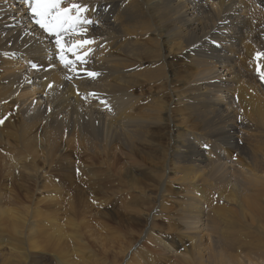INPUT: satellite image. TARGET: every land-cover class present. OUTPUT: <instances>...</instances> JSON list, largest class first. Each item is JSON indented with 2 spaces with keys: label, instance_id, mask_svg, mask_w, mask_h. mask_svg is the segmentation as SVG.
I'll return each mask as SVG.
<instances>
[{
  "label": "bare ground",
  "instance_id": "1",
  "mask_svg": "<svg viewBox=\"0 0 264 264\" xmlns=\"http://www.w3.org/2000/svg\"><path fill=\"white\" fill-rule=\"evenodd\" d=\"M12 1L0 0V174L18 177L11 186L29 190L42 159L46 173L62 174L48 191L68 185L83 203L108 186L99 165L139 192L129 198L142 217L126 224H143L152 247L132 250L121 234L101 264H159L158 252L175 264H264V59L252 60L262 41L250 22L264 17L249 16L245 0H67L97 21L84 34L89 62L66 68L70 83L20 62L46 63V42ZM14 150L27 155L4 165ZM11 186L0 192V264H97L74 215L63 216L70 231L60 206L51 209L60 200L44 196L52 205L42 212ZM162 218L176 237L155 224Z\"/></svg>",
  "mask_w": 264,
  "mask_h": 264
},
{
  "label": "rangeland",
  "instance_id": "2",
  "mask_svg": "<svg viewBox=\"0 0 264 264\" xmlns=\"http://www.w3.org/2000/svg\"><path fill=\"white\" fill-rule=\"evenodd\" d=\"M66 143H67V140H66ZM65 151L66 150L64 149L63 152H65ZM3 154H9L11 156V157L9 156L6 159L4 165H8L10 160H12L14 157H20L21 160H23L26 157L24 155L26 153L22 152L20 150H19V152L16 150L10 151L9 153L4 152ZM18 154H20V155H18ZM76 155H77L76 150H72V158L74 160H71V161H75L77 163L78 162L82 163L83 159H81V160L75 159ZM21 156H23V157H21ZM62 163L66 164V161H62ZM39 166L43 167L44 169L38 170L39 172H37L35 174L36 176H34L35 177L34 182L32 181L33 179L28 181L32 184L31 188L29 190L21 189L20 192L17 191V188H14L11 186V179L14 180L16 178V180H18V177H12L11 178L4 171L3 174H0V192H2L3 194L11 193V191L8 190L11 186L12 193H14L13 191H15L16 196L17 197L19 196L18 198L27 199V205L28 206L31 205L34 207H38V209H40L42 212H48L50 210L49 205H52L46 199L44 200V196H48V198H51L52 201H50V202L60 200L59 203H58V201L54 202L56 204H54V206L52 205L51 209L54 207H57L58 205L60 206L59 211H58L60 214H57V215L59 217H62L61 219H63V220H60V221H62L64 223H65L64 217H67L70 214L74 215L76 223L79 222V228H78L77 232L79 234H81L82 236L84 235V237L86 239V243L88 244L89 248L91 249V252H93L96 255V257L98 258L97 262L95 261V263H97V264H101L102 260L107 262L108 258H111L113 255H115L112 253L111 247L112 246H114L115 248L117 247V245L119 243V237L121 236V234H126V236H129V235L133 236V239H134L133 241H135L134 242L135 248H132V250H134V249L137 250V248H136L137 246H139L140 249H149L152 247L150 245V243L148 242V239L146 237H144V228H143L144 225L143 224L133 223L132 227L128 226L126 224L128 221H130V219L138 220V217H142L141 214L134 212V208L139 207L140 205L138 203L131 202V200L129 198V195L133 196L134 194H139V192H136V191L126 192V189L124 186H119L118 182L120 180H119V178H117L118 175L112 173L113 170H110V172L107 173L106 168H104L106 166H104V165L95 166L93 168L95 171H99V172L105 174L106 178L110 179V180H109V183H107L108 186L105 187V189L98 190V192H99L98 195H96L95 192H94V195L88 194L87 197H88L89 202L83 203L79 200L80 194H79V196L76 195V191L68 185L63 184L62 193L55 192V191L54 192L48 191V189L49 190L52 189V186L54 185V183H55V185L59 184V182H60L59 179L62 176V174H60V173L57 174L56 171H53L51 173L50 172L46 173L45 172V164H44L42 159L39 162ZM101 166H102V168H101ZM55 167L59 168L58 166H55ZM76 170H78V169H76ZM80 173H81V171H75L74 175L76 176V178H82ZM37 177L39 179L40 178L41 179L38 180ZM47 182H48V184L49 183L52 184V186L48 185ZM1 183H3V184H1ZM33 184H35V185H33ZM43 184H44L45 188L47 187L46 190H45ZM40 185H42V186H40ZM57 186H55V187H57ZM6 187H7V189H6ZM81 187H84V189L86 188L85 185H81ZM3 189H6V190H3ZM100 194L102 195V198H100V200H104V201L102 203H99V201H93L94 200L93 198L100 197ZM24 195H27V198H23L22 196H24ZM140 196L146 198L145 196H143L141 194H140ZM39 198H40V200H39ZM42 198H43V201H41ZM90 198H92V200ZM84 201H85V199H84ZM165 203H168V202L165 201ZM1 204H4L6 206L11 207V204H8V203H1ZM17 204L19 206H21V203H17ZM142 204H145V202ZM102 214H105L104 217ZM110 214H112V217L110 216ZM163 219L164 218H162V221L158 220V221H156V223L155 222L154 223L157 226H162L163 230L166 231V233L168 232L169 235L173 234L172 236L176 237L175 233H170L168 230L165 229V226H164V223H165V225L169 224L168 226L171 227L170 223L172 222L173 224L172 223L171 224L173 227L175 222L173 220L170 221L171 219H164L165 221ZM167 220L170 223L166 222ZM100 222H103L106 225H104L102 227ZM166 223H168V224H166ZM65 224L70 229L69 224H67V223H65ZM129 228L131 229L130 232H132V234L130 232H128ZM156 230L158 232L163 231L159 228ZM70 231H73V229H70ZM158 232L154 231V233L156 235H158ZM140 236H142V237H140ZM66 242H67V240L64 238V242H61L60 244L64 245ZM73 252L75 254L76 251H73ZM70 253H71V251H69L67 253L68 256L70 255ZM155 255H156V257H158V260L160 261L159 264H175L177 262L176 259H174L173 257H169V255H162L159 252L157 254L155 253ZM177 263H179V262H177Z\"/></svg>",
  "mask_w": 264,
  "mask_h": 264
},
{
  "label": "snow or ice",
  "instance_id": "3",
  "mask_svg": "<svg viewBox=\"0 0 264 264\" xmlns=\"http://www.w3.org/2000/svg\"><path fill=\"white\" fill-rule=\"evenodd\" d=\"M20 2L28 9V13L32 18V23L38 26L44 33L49 36H55L54 41L57 49V58L63 67L75 72L72 65L79 62L80 64L87 63L86 57L90 54L91 49L81 52L85 45H91L92 40L80 39L69 44L71 36H84L87 32L86 25H92L94 21L88 19L84 14L89 11V6L86 4L71 2L67 0H20ZM67 4V6H62ZM71 53L75 60L68 59V54ZM257 60L264 59V52L255 54ZM35 69L37 65L33 64ZM257 75L262 83H264V70H261L260 64L257 65ZM87 77L95 79L100 75L97 72H85ZM70 79L71 77H67ZM49 88L53 85L49 84ZM89 96L96 97L95 93H89ZM106 104V101H101ZM6 119V117L4 118ZM4 119H0V124L4 123ZM207 147V145L205 146Z\"/></svg>",
  "mask_w": 264,
  "mask_h": 264
}]
</instances>
